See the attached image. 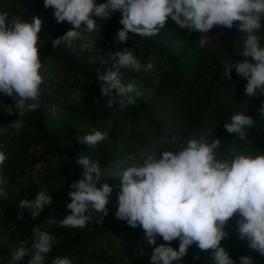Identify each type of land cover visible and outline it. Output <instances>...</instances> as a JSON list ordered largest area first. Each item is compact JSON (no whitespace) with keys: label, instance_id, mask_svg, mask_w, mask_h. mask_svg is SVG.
I'll list each match as a JSON object with an SVG mask.
<instances>
[{"label":"trees","instance_id":"16d2710c","mask_svg":"<svg viewBox=\"0 0 264 264\" xmlns=\"http://www.w3.org/2000/svg\"><path fill=\"white\" fill-rule=\"evenodd\" d=\"M97 3L105 0H96ZM7 11L30 21H42L38 34V48L42 68L38 107L24 116H9L5 105L14 101L0 94V151L6 160L0 167V264H27L33 251L37 231L52 236V250L45 254L44 264L55 258H68L71 264H150L155 246L163 241L157 237L156 245L144 240L141 227L132 228L118 220L120 170L133 164H142L148 156H159L164 150L175 151L178 145L190 138L219 139L217 157L231 159L232 154L256 156L264 154V117L258 115L264 95L258 91L254 97L245 96L239 105L230 96L233 83L247 81L230 72L231 80L224 76L225 67L243 62V44L247 33L239 31V22L231 29L216 26L207 33L209 39L200 46V33L180 28L169 18L157 36L139 37L129 33L126 43H118L114 36L121 18L120 11L110 19L93 17L95 31L82 29V39L71 47L64 44L53 48L52 39L65 33L71 25L57 23L51 8L43 7V0H0V12ZM264 37V17L261 20ZM264 46V39L261 40ZM129 48L142 65L151 62L150 71L138 73L121 69L122 82L136 86L142 95L134 104L121 108L115 96L114 107L99 90L98 74L112 69L110 56ZM250 59V58H249ZM237 113L249 115L255 121L245 129L247 135L240 140L223 127ZM13 122H21L16 128ZM93 130L108 132V138L96 146L77 141L78 137ZM210 135V136H209ZM176 137V141H173ZM184 142V144H185ZM88 156L98 162L102 180L113 187L109 197L107 215L91 211L86 227H62V221L71 210L68 192L70 183L82 176L83 168L77 158ZM44 189L53 203L46 206L36 219L26 209H20L23 218L17 219L19 202L33 200ZM238 216L225 224L227 237L221 241L232 259L249 256L253 264H264V257L241 239L237 229ZM21 241H27L29 252L19 261L13 259ZM178 249L179 241L171 242ZM179 264H214L211 252L200 251L196 246L188 249Z\"/></svg>","mask_w":264,"mask_h":264},{"label":"clouds","instance_id":"9594fccd","mask_svg":"<svg viewBox=\"0 0 264 264\" xmlns=\"http://www.w3.org/2000/svg\"><path fill=\"white\" fill-rule=\"evenodd\" d=\"M45 9L51 8L57 23L67 22L71 27L62 35L51 40L53 48L64 44L71 47L82 39V29L93 32L97 22L93 17L110 19L120 11L119 24L114 40L126 43L129 33L139 37L157 36L170 18L180 28L200 33L199 43L203 46L209 39L207 33L216 26L231 29L239 22V31L247 33L243 44V62L227 65L224 76L231 80L230 72L235 69L238 77L247 81L245 95L254 97L259 91L264 95V46L260 34L264 17V0H43ZM42 21L33 17L30 21L12 16L7 11L0 12V94L10 97L13 105H5L9 115L24 116L35 110L36 101L43 83L40 69L38 39ZM250 58V59H249ZM112 69L98 74L99 90L107 100V107H114L115 96L121 108L135 103V97L142 95L136 86L122 82L121 69L138 73L150 71L153 64L142 65L129 48L116 51L110 56ZM264 117V101L258 109ZM255 121L249 115L237 113L230 123L223 127L229 134L240 140L246 138L245 129ZM16 128L21 122H13ZM210 136V135H209ZM108 138V132L93 130L78 137L77 141L87 146H96ZM176 141V137H173ZM219 139L211 143L203 138L189 139L178 145L177 150H164L157 156H148L142 164H133L117 172L120 178L118 206L115 217L125 221L132 228L141 227L144 240L156 245L157 237L166 243L155 246L149 257L150 264H179L191 246L200 251L211 252L214 264H237L229 251L221 246L227 237L225 224L234 215L238 216L237 229L241 239L264 257V154L256 156L232 154L231 159L217 157ZM6 155L0 151V167ZM83 168L82 176L69 187L71 202L62 227H86L91 219L90 212L107 215L106 205L113 187L107 183L97 185L102 180L98 162L88 156L76 160ZM7 183L0 179V184ZM0 188V195H3ZM53 203L52 196L41 189L33 200L19 202L17 219H22L20 209H26L32 219H36L46 206ZM179 241L178 249L171 242ZM27 241H21L13 254L19 261L29 252ZM31 259L27 264H44L45 254L52 250V236L45 231H37L32 244ZM52 264H71L68 258H55ZM239 264H253L249 256L239 257Z\"/></svg>","mask_w":264,"mask_h":264},{"label":"rangeland","instance_id":"374dc122","mask_svg":"<svg viewBox=\"0 0 264 264\" xmlns=\"http://www.w3.org/2000/svg\"><path fill=\"white\" fill-rule=\"evenodd\" d=\"M245 85H246V82H242L241 80H237L236 82L233 83V88H232V92H231V96H230L232 102L234 100H237L238 104L242 105L241 99H243L246 96L245 95ZM190 139H192V138H190ZM184 142H183V144H184ZM186 142H185V144H186Z\"/></svg>","mask_w":264,"mask_h":264}]
</instances>
